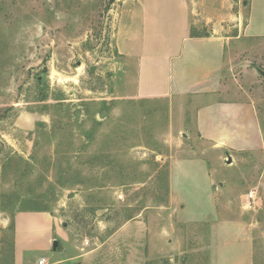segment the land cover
<instances>
[{
	"label": "rangeland",
	"instance_id": "374dc122",
	"mask_svg": "<svg viewBox=\"0 0 264 264\" xmlns=\"http://www.w3.org/2000/svg\"><path fill=\"white\" fill-rule=\"evenodd\" d=\"M254 2L227 0L222 25L244 29L228 32L242 36L229 45L221 95L252 105L262 140L249 128L227 154L197 135L195 108L211 98L137 93L143 55L161 63L183 43L188 85L211 64L204 46L183 41L179 12H151L148 0H0V264H13L19 211H47L60 228L23 264H264V35H246ZM207 15L191 34L214 31Z\"/></svg>",
	"mask_w": 264,
	"mask_h": 264
},
{
	"label": "crops",
	"instance_id": "0c3cea01",
	"mask_svg": "<svg viewBox=\"0 0 264 264\" xmlns=\"http://www.w3.org/2000/svg\"><path fill=\"white\" fill-rule=\"evenodd\" d=\"M148 4L146 8L149 7L151 12L157 14L171 11L180 13L178 28L183 41L187 39V44L191 49L204 46L210 58L209 66L196 69V72L200 73L198 78L209 77L211 79L202 81L197 78L189 85L184 82L183 77L190 74L186 60L181 58L184 44L175 43L176 51L172 55L167 54L161 63L153 59L149 60L148 56L140 57L137 68V93L145 97H165L171 95L173 88L176 94H189L195 91L197 98H211L204 100L195 108L197 135L203 142L215 148L224 149L227 154L232 153L227 151V148L235 150L238 149L237 143L244 145L241 141L245 131L249 128L258 136V139L262 140L259 118L252 105L243 97L233 96V99L221 95L230 94L227 80L223 76V68L226 60L234 59L237 44H232L230 50L229 45L238 42L240 35L242 36V32L240 34L228 33L232 27H225L221 23V20L228 14L227 0H148ZM251 7V22L247 26L249 33L246 32V35L250 34L253 39L264 35V25H255L259 0L251 3ZM205 12L208 13V20L215 26L214 31L209 35L191 34L190 27L193 26L195 29L203 27L200 15ZM232 26L234 28L232 30L242 31L243 22L236 21ZM175 74H179L178 82ZM191 86L194 90H189ZM212 97L216 98L212 99ZM180 166L186 167V172L188 167L197 172L204 173L205 171L199 166L197 169L194 163L187 161ZM59 229L57 220L47 211L16 212L13 217V264H23L25 253L27 255L30 252L46 251L59 234ZM41 258L43 257H40L38 261Z\"/></svg>",
	"mask_w": 264,
	"mask_h": 264
},
{
	"label": "built area",
	"instance_id": "2783aa9c",
	"mask_svg": "<svg viewBox=\"0 0 264 264\" xmlns=\"http://www.w3.org/2000/svg\"><path fill=\"white\" fill-rule=\"evenodd\" d=\"M253 196H254L253 192H250V193H249V197H253ZM38 264H47V261H46V259L41 258V259L38 261Z\"/></svg>",
	"mask_w": 264,
	"mask_h": 264
},
{
	"label": "water",
	"instance_id": "95a60500",
	"mask_svg": "<svg viewBox=\"0 0 264 264\" xmlns=\"http://www.w3.org/2000/svg\"><path fill=\"white\" fill-rule=\"evenodd\" d=\"M263 75H264V71H260ZM231 162V158L229 157L228 158V163H230ZM57 246H58V241L57 240H54V242H53V249L55 250L56 248H57Z\"/></svg>",
	"mask_w": 264,
	"mask_h": 264
},
{
	"label": "trees",
	"instance_id": "16d2710c",
	"mask_svg": "<svg viewBox=\"0 0 264 264\" xmlns=\"http://www.w3.org/2000/svg\"><path fill=\"white\" fill-rule=\"evenodd\" d=\"M115 0H108V5L109 6L110 4H112Z\"/></svg>",
	"mask_w": 264,
	"mask_h": 264
}]
</instances>
